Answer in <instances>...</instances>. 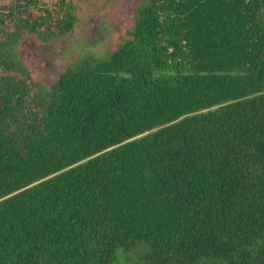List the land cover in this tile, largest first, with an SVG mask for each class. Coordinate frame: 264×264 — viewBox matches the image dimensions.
I'll return each instance as SVG.
<instances>
[{
  "label": "trees",
  "instance_id": "obj_1",
  "mask_svg": "<svg viewBox=\"0 0 264 264\" xmlns=\"http://www.w3.org/2000/svg\"><path fill=\"white\" fill-rule=\"evenodd\" d=\"M71 9L0 0V264H264V0H136L44 93Z\"/></svg>",
  "mask_w": 264,
  "mask_h": 264
},
{
  "label": "rangeland",
  "instance_id": "obj_2",
  "mask_svg": "<svg viewBox=\"0 0 264 264\" xmlns=\"http://www.w3.org/2000/svg\"><path fill=\"white\" fill-rule=\"evenodd\" d=\"M135 1L71 0V10L76 16V26L71 34L45 41L24 32L9 51L45 93L76 61L87 55L105 57L126 32L129 25L127 9Z\"/></svg>",
  "mask_w": 264,
  "mask_h": 264
}]
</instances>
